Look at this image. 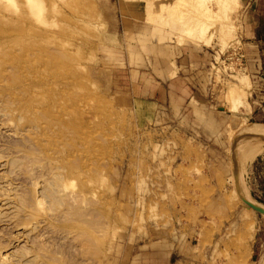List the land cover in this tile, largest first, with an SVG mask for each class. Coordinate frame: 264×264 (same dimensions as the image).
Wrapping results in <instances>:
<instances>
[{"label":"rangeland","instance_id":"rangeland-1","mask_svg":"<svg viewBox=\"0 0 264 264\" xmlns=\"http://www.w3.org/2000/svg\"><path fill=\"white\" fill-rule=\"evenodd\" d=\"M207 3L0 0V264H264V0Z\"/></svg>","mask_w":264,"mask_h":264},{"label":"bare ground","instance_id":"bare-ground-1","mask_svg":"<svg viewBox=\"0 0 264 264\" xmlns=\"http://www.w3.org/2000/svg\"><path fill=\"white\" fill-rule=\"evenodd\" d=\"M178 1V0H177ZM206 1V0H205ZM208 2H210V4H208L207 3V5H209L210 6V9H211V7H213L214 5L217 7H221V9H224L225 11H222V12H225V13H227L228 11H229V9H231V11H232V9H236L237 8V5H239L240 3H239V0H208ZM173 3V2H172ZM175 3V2H174ZM173 3V4H174ZM178 2H176L175 4H177ZM202 3V5L204 4L203 2H201ZM201 3H200V5L199 6H202L201 5ZM172 4V5H173ZM174 4V5H175ZM168 5V7H169V5L170 4H167ZM167 5L166 6H164L165 8H167V11H168V7H167ZM172 5H170V6H172ZM173 5V6H174ZM177 6V5H176ZM214 6V7H215ZM164 7H161L160 6V8L161 9H159V11L160 10H165V9H162V8H164ZM206 7V6H205ZM204 7V8H205ZM172 8V7H171ZM175 8V7H174ZM176 9V8H175ZM214 9V8H213ZM174 10V9H173ZM205 10V9H204ZM208 10V9H207ZM233 10V11H234ZM237 10V9H236ZM158 11V12H159ZM162 11V12H163ZM172 11V10H171ZM202 11V10H201ZM217 11V10H216ZM221 11V10H220ZM158 12H156L157 14H158ZM161 12V13H162ZM207 12V11H206ZM165 13H167L166 11H165ZM212 13V12H211ZM214 13V12H213ZM229 13H230V11H229ZM156 14V15H157ZM172 14V13H171ZM159 15V14H158ZM157 15V16H158ZM208 15V14H207ZM201 16H203V15H201ZM206 18V17H205ZM195 19H197L196 17H195ZM201 20V19H200ZM199 19H197L196 21H200ZM195 22V21H194ZM193 22V23H194ZM201 22V21H200ZM200 22H198V23H200ZM196 23V22H195ZM201 23H203V21L201 22ZM205 24H206V26H207V24L209 25V23H207V22H204ZM204 24V25H205ZM195 25V24H194ZM193 25V26H194ZM198 25L200 26V25H203V24H197V26L196 27H198ZM203 25V26H204ZM211 25H212V23H211ZM225 25V24H224ZM203 26H201V27H203ZM206 26H204V27H206ZM196 27H194L195 29H197V32L199 33V32H202L203 31V28H202V30L201 31H199L198 30V28H196ZM201 27H199V29L201 28ZM187 28V27H186ZM208 28V27H207ZM206 28V29H207ZM209 29V28H208ZM183 30H185V29H183ZM188 30V29H187ZM192 30H194L193 29V27H192ZM188 31H191V26H190V30H188ZM195 31V30H194ZM206 31V30H205ZM205 31H203V32H205ZM191 32H193V31H191ZM208 32V31H207ZM207 32L205 33V34H207ZM188 33V32H187ZM195 33V32H194ZM193 34V33H192ZM197 34V33H196ZM196 34H195V37H196ZM203 34V33H202ZM201 34V36H206V35H202ZM213 34V33H212ZM188 35V34H187ZM191 35V34H190ZM194 35V34H193ZM193 35H191V36H193ZM209 35V34H208ZM224 36V35H223ZM194 37V36H193ZM198 37H200V34H199V36ZM201 38H203V37H201ZM206 38H208L209 39V37H206ZM208 39L206 40V41H208ZM210 42V41H209ZM208 44H210V43H208ZM207 44V45H208ZM244 80L245 81H248V77H244ZM251 81V80H250ZM249 82V81H248ZM248 88V87H247ZM237 90H238V88H233V89H231L230 91H228V93L230 94V93H240V92H237ZM243 90V89H242ZM228 94V95H229ZM235 95V94H234ZM232 98V97H231ZM234 98V97H233ZM251 106V105H250ZM247 108V107H246ZM243 125V124H242ZM243 130V132L245 133V134H247V136H249V139H251V140H254V139H252V138H256V139H258V140H263L264 139V124H256V125H245L244 126V128L242 129ZM251 137V138H250ZM244 138L246 139V140H249L248 139V137H245L244 136ZM243 140V139H242ZM239 141H241V140H239ZM245 141V140H244ZM256 141V140H255ZM254 141V142H255ZM243 142V141H242ZM241 142V143H242ZM249 142H250V140H249ZM235 145H237L238 146V144L236 143ZM255 146V145H254ZM236 147V146H235ZM251 147V146H250ZM238 148V147H237ZM259 148V147H258ZM257 147H256V150L258 149ZM250 150H252L253 151V149H250ZM255 149H254V151H256ZM239 151H240V149H239ZM252 152V153H255V152ZM237 152V151H236ZM235 152V150H234V154L236 153ZM250 152V151H249ZM249 152H247V153H249ZM258 152V150L256 151V153ZM251 153V156H252V158L254 157V154H252ZM242 154V153H241ZM237 155H239V154H237ZM250 156V155H249ZM237 157H239V156H237ZM237 157H235V158H237ZM245 157V156H244ZM246 158H248V155H246ZM239 159V158H238ZM251 159V158H250ZM237 161V160H236ZM239 162L241 163V160H239ZM243 162V161H242ZM240 163H239V165H240ZM244 163H245V161H244ZM246 164V163H245ZM237 165V164H236ZM243 165V164H242ZM245 166V165H244ZM240 168V170L242 169V166L241 167H239ZM238 168V169H239ZM238 169H236V170H238ZM243 169H245L244 167H243ZM239 170V171H240ZM240 172H242V170L240 171ZM239 172V174L237 175V173H236V175H237V180L235 179V177H234V179L237 181V183H238V187H237V189L235 190V193H237L236 194V197L237 196H241V195H243L244 197H246V199H247V201L248 202H250V203H253V204H255V202L253 201L254 199H252L250 196H249V194L247 193V190H246V187H245V185H244V183L246 182H243V179H242V176H241V173ZM245 173V172H244ZM235 175V174H234ZM243 175V174H242ZM233 179V178H232ZM233 179V180H234ZM245 180V179H244ZM237 186V185H236ZM43 201V200H42ZM257 201V200H256ZM40 203H41V201H40ZM39 203V204H40ZM258 203V202H257ZM247 204V203H246ZM247 210L244 212V213H242L241 214V218H242V220H243V223H244V225H245V227H246V229H247V233H250V232H252L253 230H254V228H255V226H254V219H255V217H256V212H255V209L253 208V207H251V206H249V204H247ZM242 225V224H241ZM253 233V232H252ZM250 235V237H251V234H249ZM253 235V234H252ZM254 236V235H253Z\"/></svg>","mask_w":264,"mask_h":264},{"label":"crops","instance_id":"crops-1","mask_svg":"<svg viewBox=\"0 0 264 264\" xmlns=\"http://www.w3.org/2000/svg\"><path fill=\"white\" fill-rule=\"evenodd\" d=\"M253 5V4H252ZM251 5V6H252ZM254 5L255 6H257V3H254ZM255 6H252L251 7V11H253L254 12V17H255V20L253 21V25H254V29H253V33H252V35L256 38L255 40H252V41H250L249 43L251 44V45H253V47H255V48H252V47H248V48H246L245 46H243V51L246 53V60L248 61L249 59H248V55L249 54H253L255 57H256V52H258L259 53V58L262 60V57H261V53H260V51H259V46H261V45H263V41L261 40V39H258L260 36H262L263 37V34H264V23L262 24V21L264 22V9H262L261 10V12L260 13H258V12H255V9H257V8H255ZM262 20V21H261ZM257 48V49H256ZM180 52H181V55H180V59H182V58H184V56H186V58L189 56H192V57H195V59H197L198 58V56H199V54L196 52V51H193V49H192V46L190 47V46H186V47H182L181 49H180ZM206 52H208V50H206ZM206 52H205V55H206ZM213 56H215V55H213ZM255 60H256V66L258 65L259 66V64L257 63V58H255ZM249 62V61H248ZM247 62V63H248ZM189 64H191V63H189ZM261 68H262V65H261ZM263 115H264V112L262 113ZM258 115H261V114H258ZM264 117V116H263ZM250 262V258H249V254H248V263Z\"/></svg>","mask_w":264,"mask_h":264},{"label":"built area","instance_id":"built-area-1","mask_svg":"<svg viewBox=\"0 0 264 264\" xmlns=\"http://www.w3.org/2000/svg\"><path fill=\"white\" fill-rule=\"evenodd\" d=\"M228 49H231L226 53H224V55L226 54V57L224 60H222V62H226L227 60L229 61L228 65L226 67V69H224L226 72H230V71H236V70H243L246 68V54L241 50L242 48L240 46H229ZM237 49V50H236ZM235 60H237L235 62ZM234 63V64H233ZM231 64L232 67L230 66ZM222 67L224 68L223 64Z\"/></svg>","mask_w":264,"mask_h":264},{"label":"water","instance_id":"water-1","mask_svg":"<svg viewBox=\"0 0 264 264\" xmlns=\"http://www.w3.org/2000/svg\"><path fill=\"white\" fill-rule=\"evenodd\" d=\"M242 201L249 204V206L253 207L255 209L256 213L264 216V205L257 203L255 200H253L255 202V204L250 203L248 201H244V199H242Z\"/></svg>","mask_w":264,"mask_h":264}]
</instances>
